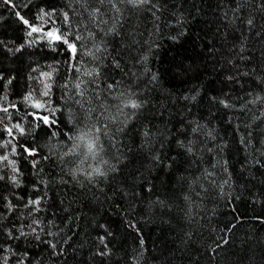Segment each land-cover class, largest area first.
<instances>
[{
    "label": "trees",
    "instance_id": "trees-1",
    "mask_svg": "<svg viewBox=\"0 0 264 264\" xmlns=\"http://www.w3.org/2000/svg\"><path fill=\"white\" fill-rule=\"evenodd\" d=\"M0 156V264H264V0H0Z\"/></svg>",
    "mask_w": 264,
    "mask_h": 264
},
{
    "label": "snow or ice",
    "instance_id": "snow-or-ice-1",
    "mask_svg": "<svg viewBox=\"0 0 264 264\" xmlns=\"http://www.w3.org/2000/svg\"><path fill=\"white\" fill-rule=\"evenodd\" d=\"M5 3H9L10 0H4ZM101 3H103V0H100ZM152 0H127V3L131 4L133 7H140L144 4H151ZM96 11H99L98 9ZM17 15L19 16V13H17ZM20 19L22 20V22L25 25H28L29 27H31V32L28 33V35H31L33 32H37L39 31V29L35 26H32L29 22V20L25 19L23 16H20ZM65 19H68L67 13H65ZM249 25L252 24V20H248L247 22ZM46 35H48L49 37H53L55 40H63V43L67 44L68 48L71 50L72 53V58L75 59L76 57V52H77V46L74 42H70L63 34H57L55 32H48ZM76 40L81 39V37L76 36L75 37ZM47 75V74H45ZM77 88L80 87L79 84L76 85ZM83 93H81L82 95ZM44 95H48L47 92L44 93ZM35 108H40L42 107V105L40 103H35L33 105ZM128 106V105H126ZM130 106L132 108H138L140 107V105L138 103L135 102V100L130 101ZM3 111L7 112L8 109L4 108ZM41 119L45 122L48 123V117H41ZM54 123V121H53ZM15 127L17 129H19V131L22 133L24 131L23 128L20 127L19 124L15 125ZM97 131H99V129H97ZM9 134L12 133V129L9 128L8 129ZM98 137H92L90 132H84L82 131L78 136L75 137V140L79 141L80 143H75L72 147V149H70V151L72 153H75L77 149H79L81 147V145H83V147L86 149V152L84 153V157L85 159H87L89 156H91L93 159H95L96 155H97V141H98ZM26 151H28L26 149ZM29 155H35L36 153L34 151H28ZM67 155V153H66ZM8 157L7 156H0V160H7ZM84 161L82 160L81 163H83ZM94 171H96L97 173H100V169L97 168ZM103 174V173H100ZM0 179H2V177H0ZM30 204L33 205H38L40 203L39 200H30L29 201Z\"/></svg>",
    "mask_w": 264,
    "mask_h": 264
}]
</instances>
